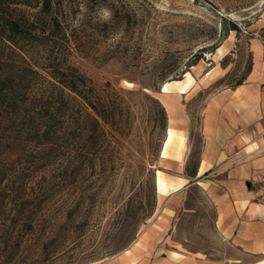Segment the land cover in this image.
I'll use <instances>...</instances> for the list:
<instances>
[{"label": "rangeland", "instance_id": "obj_1", "mask_svg": "<svg viewBox=\"0 0 264 264\" xmlns=\"http://www.w3.org/2000/svg\"><path fill=\"white\" fill-rule=\"evenodd\" d=\"M1 2L22 33L0 30V264H264L201 186L156 188L175 173L162 90L196 82L191 172L207 96L243 82L264 42V0Z\"/></svg>", "mask_w": 264, "mask_h": 264}, {"label": "crops", "instance_id": "obj_2", "mask_svg": "<svg viewBox=\"0 0 264 264\" xmlns=\"http://www.w3.org/2000/svg\"><path fill=\"white\" fill-rule=\"evenodd\" d=\"M253 65L244 81L207 96L201 110V145L195 177L190 175L192 115L184 100L195 95L193 77L169 82L163 93L168 132L161 151L157 193L172 196L193 183L201 186L219 208L228 206L235 227H223L237 245L264 253V42L253 45ZM211 72H208V76ZM188 155V156H187ZM225 214V213H224ZM220 212L219 223L228 225ZM180 254L172 252V257Z\"/></svg>", "mask_w": 264, "mask_h": 264}, {"label": "trees", "instance_id": "obj_3", "mask_svg": "<svg viewBox=\"0 0 264 264\" xmlns=\"http://www.w3.org/2000/svg\"><path fill=\"white\" fill-rule=\"evenodd\" d=\"M0 30L3 33H8L7 37L9 40L13 41V35L21 34L20 23L13 14L6 13L3 8V3L0 0ZM18 36V35H16ZM242 82H239L241 84ZM196 168L194 167L190 172V175L195 177Z\"/></svg>", "mask_w": 264, "mask_h": 264}, {"label": "clouds", "instance_id": "obj_4", "mask_svg": "<svg viewBox=\"0 0 264 264\" xmlns=\"http://www.w3.org/2000/svg\"><path fill=\"white\" fill-rule=\"evenodd\" d=\"M101 12H102V16L100 17V19L104 22H108L111 20V17H112V13L109 9H101Z\"/></svg>", "mask_w": 264, "mask_h": 264}, {"label": "built area", "instance_id": "obj_5", "mask_svg": "<svg viewBox=\"0 0 264 264\" xmlns=\"http://www.w3.org/2000/svg\"><path fill=\"white\" fill-rule=\"evenodd\" d=\"M262 181L264 182V177L262 178Z\"/></svg>", "mask_w": 264, "mask_h": 264}, {"label": "bare ground", "instance_id": "obj_6", "mask_svg": "<svg viewBox=\"0 0 264 264\" xmlns=\"http://www.w3.org/2000/svg\"><path fill=\"white\" fill-rule=\"evenodd\" d=\"M205 73V72H204ZM208 73V72H207Z\"/></svg>", "mask_w": 264, "mask_h": 264}]
</instances>
